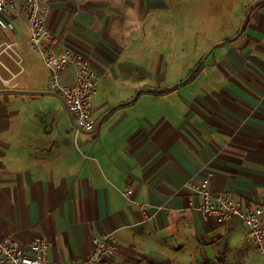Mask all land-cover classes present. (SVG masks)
<instances>
[{
  "label": "crops",
  "instance_id": "crops-1",
  "mask_svg": "<svg viewBox=\"0 0 264 264\" xmlns=\"http://www.w3.org/2000/svg\"><path fill=\"white\" fill-rule=\"evenodd\" d=\"M239 1L242 29L177 81L162 32L183 0H39L55 49L98 78L93 132L76 131L48 91L23 11L1 31L20 65L0 53V239L41 237L50 261L72 264L110 233L103 264H194L197 236H235L243 224L204 219L196 189L208 178L246 209L264 205V0Z\"/></svg>",
  "mask_w": 264,
  "mask_h": 264
},
{
  "label": "built area",
  "instance_id": "built-area-1",
  "mask_svg": "<svg viewBox=\"0 0 264 264\" xmlns=\"http://www.w3.org/2000/svg\"><path fill=\"white\" fill-rule=\"evenodd\" d=\"M25 14L29 25L28 42L36 50L49 72L47 89L56 95L65 106L73 121L76 131L93 132L96 121L92 119L89 100L97 92V76L88 66L87 60L69 49L57 51L54 40L49 35L46 24V9L39 0H0V32L12 31L13 20ZM1 45H3L1 47ZM0 53L5 52L14 57L20 65L19 55L11 48L12 44L2 43ZM70 67L74 68L73 80L70 84L62 82L63 73ZM201 198L197 210L204 219L211 218L216 225H224L237 219L247 231L256 252L264 264V205L261 203L251 209L243 207L240 199L229 192L215 193L206 178L196 189ZM130 188H126L124 195L130 196ZM144 218L148 217L145 205L137 203ZM48 242L36 237L21 244L16 239L6 236L0 239V264H58L47 257ZM116 240L110 233H104L94 239L88 256L75 260L72 264H103L104 259L116 250Z\"/></svg>",
  "mask_w": 264,
  "mask_h": 264
},
{
  "label": "rangeland",
  "instance_id": "rangeland-1",
  "mask_svg": "<svg viewBox=\"0 0 264 264\" xmlns=\"http://www.w3.org/2000/svg\"><path fill=\"white\" fill-rule=\"evenodd\" d=\"M172 31L162 32V41L173 42V60L177 66V81L198 63H208L209 50L233 38L245 22L239 0H183ZM208 56V57H207ZM212 57V55H210ZM235 236L217 232L215 236L196 237L194 264H262L244 226L234 222ZM241 225V226H240ZM222 226V225H216ZM205 247L204 254L199 251Z\"/></svg>",
  "mask_w": 264,
  "mask_h": 264
}]
</instances>
